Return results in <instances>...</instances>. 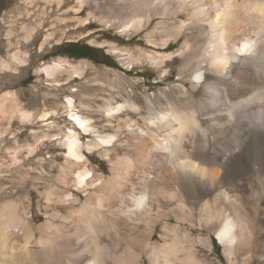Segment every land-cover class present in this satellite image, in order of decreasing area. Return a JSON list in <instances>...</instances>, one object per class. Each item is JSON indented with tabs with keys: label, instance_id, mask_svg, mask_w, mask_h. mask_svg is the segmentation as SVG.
Wrapping results in <instances>:
<instances>
[{
	"label": "bare ground",
	"instance_id": "bare-ground-1",
	"mask_svg": "<svg viewBox=\"0 0 264 264\" xmlns=\"http://www.w3.org/2000/svg\"><path fill=\"white\" fill-rule=\"evenodd\" d=\"M44 1L78 4L59 22L97 21L130 41L144 32L149 49L109 46L129 67L153 66L156 84L166 86L143 102L122 80L107 78L104 102L75 87L53 111L67 110L72 122L63 126L67 160L60 186L47 194L48 217L37 223L18 202L0 203V264H216L200 256L199 230L210 246L218 237L230 264H264V0ZM25 29L30 37L37 27ZM15 62L26 63L14 54L2 66ZM68 65L41 70L73 81ZM101 80L87 90L104 92ZM80 93L102 123L78 109ZM0 114L31 120L8 92ZM95 152L108 175L88 159Z\"/></svg>",
	"mask_w": 264,
	"mask_h": 264
},
{
	"label": "rangeland",
	"instance_id": "rangeland-1",
	"mask_svg": "<svg viewBox=\"0 0 264 264\" xmlns=\"http://www.w3.org/2000/svg\"><path fill=\"white\" fill-rule=\"evenodd\" d=\"M58 6L55 1L47 4L44 0H0V96L7 92L15 94L23 110L31 115V120H26L19 114L13 119H6L0 114V203L10 200L18 202L23 208L32 211L37 223L44 222L48 217L45 215L47 194L60 186L58 178L67 160L68 150L63 147L61 139H65L67 132L63 126L70 125L72 120L68 118L67 110L61 109L59 117L53 111L58 110L66 97L75 92V87L101 99L109 97L107 78L122 80L124 92L129 96L136 95L143 102L145 95L157 93L161 87L166 86L165 83L156 84L159 72L153 66L142 63L129 67L109 46L114 43L131 50L139 47L149 49L144 32L134 34L130 41L121 29L97 21L90 20L92 24L86 26L79 25V22H59L57 19L65 17L62 16L65 10L72 6L76 8L78 4L70 1L64 8ZM89 12L87 7L80 18H89ZM33 26L37 27L36 32L28 37L25 28ZM73 44L95 48V51L89 53L91 59H77L66 55L65 53L75 51ZM175 49L176 46L172 48ZM14 54L26 63L15 62L12 68H4L3 62H10ZM60 60L69 63L68 67L74 72L73 81H69V75L61 73L56 78L59 82H56L41 70L45 63ZM179 63L176 59L170 67L174 71L171 82L176 77ZM77 66L85 69L84 75H81L82 70ZM91 80H104L106 90L88 91V81ZM118 91L117 96L121 93ZM103 98L102 102L107 100ZM81 101L85 100L80 93L77 96L78 109L85 114H94L91 116L102 123V115L86 109L80 104ZM8 108H13L11 102L8 103ZM46 114L49 116L46 117ZM87 138L84 136L83 141L86 142ZM87 156L96 172L103 170L106 175L109 174L110 166L98 153H87ZM208 235V232L200 230L194 233L200 256H207L216 264H230L218 237L211 235L210 246L205 242Z\"/></svg>",
	"mask_w": 264,
	"mask_h": 264
},
{
	"label": "trees",
	"instance_id": "trees-1",
	"mask_svg": "<svg viewBox=\"0 0 264 264\" xmlns=\"http://www.w3.org/2000/svg\"><path fill=\"white\" fill-rule=\"evenodd\" d=\"M73 47L75 49L74 52H68L65 54L71 56L72 58H77V59L90 58L89 53H92L93 51H95V48H92V47L85 45V44H82V45L73 44Z\"/></svg>",
	"mask_w": 264,
	"mask_h": 264
}]
</instances>
